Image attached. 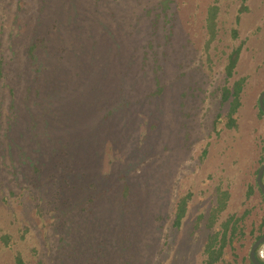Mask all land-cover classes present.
Listing matches in <instances>:
<instances>
[{
	"label": "rangeland",
	"instance_id": "obj_1",
	"mask_svg": "<svg viewBox=\"0 0 264 264\" xmlns=\"http://www.w3.org/2000/svg\"><path fill=\"white\" fill-rule=\"evenodd\" d=\"M240 6L0 0V264H202L231 216L240 230L219 264H248L264 235V0L236 22ZM239 44L230 82L246 84L229 130L221 87ZM218 190L227 206L208 228Z\"/></svg>",
	"mask_w": 264,
	"mask_h": 264
},
{
	"label": "trees",
	"instance_id": "obj_2",
	"mask_svg": "<svg viewBox=\"0 0 264 264\" xmlns=\"http://www.w3.org/2000/svg\"><path fill=\"white\" fill-rule=\"evenodd\" d=\"M246 0H241V6L238 9V16L236 17V22H239V15L246 13L248 8L245 6ZM218 8L216 6H211L207 11V19H206V28L209 34V39L207 42L208 46L216 37L215 30V17L217 15ZM233 36H236V32H233ZM242 44H239L237 47L231 49L229 54L227 55V62L224 67L225 80L224 85L221 87V104H228V110L226 114V124L225 127L227 129L237 128V123L235 119V115L237 114L241 103L240 97L243 92L244 86L246 84V78L242 77L233 82H230L233 76L235 75V70L238 65ZM158 84V82H157ZM162 93V88L158 86L157 94L160 95ZM259 109V106H258ZM259 114L264 115V113L259 109ZM219 118V116H218ZM216 126V123L214 124ZM129 186L126 182L123 184L122 196L123 198H127L129 195ZM253 193V188L248 187L247 197L249 198ZM189 197V196H188ZM188 197L184 196L178 199L175 209V219L174 226L179 227L182 219L184 218L187 210ZM264 198V197H263ZM228 200V192L227 191H217V205L215 208L211 210L209 215V223L208 228H212L216 222L218 215L223 212L227 206ZM240 222L239 218H235L234 216L229 217L222 225L221 232H216L208 236L205 247H204V259L202 264H219L220 260L223 257L224 250L228 245H231L233 236L240 230L238 224ZM264 226L261 223L260 228ZM261 236L256 238L259 239ZM1 241L5 247H8L10 244V237L8 235L1 236ZM257 259L264 264V261L260 259L258 253L256 252ZM15 264H26L22 259L20 253H16L14 256ZM248 264H252L248 258Z\"/></svg>",
	"mask_w": 264,
	"mask_h": 264
},
{
	"label": "water",
	"instance_id": "obj_3",
	"mask_svg": "<svg viewBox=\"0 0 264 264\" xmlns=\"http://www.w3.org/2000/svg\"><path fill=\"white\" fill-rule=\"evenodd\" d=\"M258 106H259V109L264 113V91L258 99ZM263 175H264V163L259 167L257 171V176H256V186L258 190L260 191L261 195L264 197ZM262 245H264V235H262L259 239H257L253 243L250 249L249 260L252 264H263L256 257V252Z\"/></svg>",
	"mask_w": 264,
	"mask_h": 264
}]
</instances>
